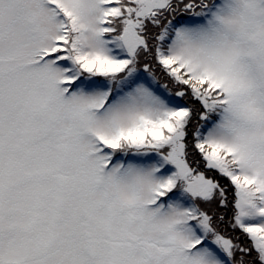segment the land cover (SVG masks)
Wrapping results in <instances>:
<instances>
[{
	"label": "snow or ice",
	"instance_id": "6c2138e0",
	"mask_svg": "<svg viewBox=\"0 0 264 264\" xmlns=\"http://www.w3.org/2000/svg\"><path fill=\"white\" fill-rule=\"evenodd\" d=\"M0 264H264V0H0Z\"/></svg>",
	"mask_w": 264,
	"mask_h": 264
}]
</instances>
